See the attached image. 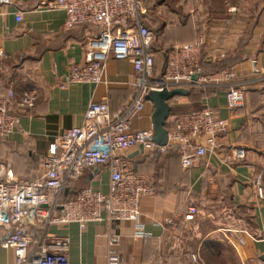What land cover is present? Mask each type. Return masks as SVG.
<instances>
[{
	"label": "crops",
	"instance_id": "obj_1",
	"mask_svg": "<svg viewBox=\"0 0 264 264\" xmlns=\"http://www.w3.org/2000/svg\"><path fill=\"white\" fill-rule=\"evenodd\" d=\"M47 1L13 0L0 16V95L8 88L15 93L35 91L34 107L20 118L12 135L0 139V162L9 163L13 174L24 181H31L41 173L42 159L63 131L82 125L91 101L106 100L109 111L116 112L130 97L129 83L134 79L128 61L110 60L106 75L109 85L77 84L61 88L70 65L82 62V44L94 31L82 26L64 31V13L46 9L43 3ZM262 9L238 13L236 17L221 16L205 26L201 56L204 74L231 68L242 80H249L253 72L264 70ZM17 11L22 13L19 23L14 17ZM195 23L188 18L161 28L155 40V75L164 62L160 47L196 41L199 27ZM254 78L257 77H251ZM259 93L258 88L246 91L241 106L233 111L227 108L223 91L216 88L190 90L187 96L171 99L166 121L170 128L176 116L196 112L203 106L228 121L227 132L217 138L219 151L199 159L188 169L182 168L174 149L165 153L145 149L140 152L139 147L125 151L136 172L152 177L153 193L143 198L139 206L147 236L134 238V225L128 222L90 223L84 230L75 224L51 228V233L69 239L68 263L106 264L107 239L116 235L121 264H260L264 253V201L258 200L252 186L256 175L264 174V135H259L254 124L257 121L254 113L262 104L259 100L264 101ZM152 113L153 107L147 102L140 119L133 121V128L152 129ZM231 147L245 148L243 163L223 162ZM77 185L106 193L107 169L85 173ZM188 206L198 210L192 223L183 220ZM211 210H217L222 221L231 215L234 223L235 218L245 214L246 231L241 245H220L217 241L215 245L207 244L209 237L204 232ZM200 219L204 221L200 223ZM195 225L199 226V232L190 233ZM191 242L194 249L188 246ZM195 254L197 262L190 258ZM0 264H15L13 249L0 246Z\"/></svg>",
	"mask_w": 264,
	"mask_h": 264
},
{
	"label": "built area",
	"instance_id": "obj_2",
	"mask_svg": "<svg viewBox=\"0 0 264 264\" xmlns=\"http://www.w3.org/2000/svg\"><path fill=\"white\" fill-rule=\"evenodd\" d=\"M163 0H49L46 9L64 13L62 28L88 25L94 35L83 42L82 62L70 65L60 85L92 84L107 81L110 60L128 61L134 72L129 83L132 93L116 112L111 113L106 100L91 101L83 114V123L63 131L49 146L41 161V173L32 181L17 178L9 163H0V246L14 251L15 264H69V239L58 237L51 228L75 224L84 230L90 223L128 222L134 225V238H144L140 201L152 192L151 175L137 173L124 152L142 146L147 151L165 153L177 149L182 168L188 169L199 159L219 151L217 138L229 127L226 119L217 117L212 109L176 116L167 130V143L158 147L152 143V129L133 128V121L144 111L145 96L150 91L173 89L223 91L230 111L242 104L243 87L264 84V70L253 72L257 78L242 80L235 71L223 70L204 74L200 66L204 38L175 45L164 51L161 71L155 75V55L152 51L153 32L149 29V7ZM13 0H0V16ZM17 23L22 13H14ZM195 78V79H193ZM35 91L27 89L16 97L9 89L0 96V139L13 134L25 109L34 107ZM246 150L231 147L223 162L243 163ZM107 169L106 193L90 186L78 187L85 173ZM255 194L264 201V174L252 181ZM197 215L194 206L183 214L185 222ZM106 264H121L117 247L119 238L107 239ZM192 261L197 262L194 255ZM260 264H264V253Z\"/></svg>",
	"mask_w": 264,
	"mask_h": 264
},
{
	"label": "rangeland",
	"instance_id": "obj_3",
	"mask_svg": "<svg viewBox=\"0 0 264 264\" xmlns=\"http://www.w3.org/2000/svg\"><path fill=\"white\" fill-rule=\"evenodd\" d=\"M262 8H264V0H165L159 7H151L148 15L151 24L150 29L152 32L154 31L156 36H158V32L164 25L168 26L170 23L180 24L187 21L188 18L192 22H196L195 24L203 29L204 35L207 31L205 26L212 20L215 22L219 17H226V15H235L236 17L238 13L251 12L253 9L258 12ZM230 19L228 17L226 21L229 22ZM262 95L264 96V94L260 96L262 97ZM262 99L259 100L262 103L261 107L254 113L257 115V118H255L257 121L253 122L257 125L256 129L260 133L259 135H264V101ZM211 212L207 229L204 232L208 233L207 244L215 245V241H217L220 245H232L234 244L232 236H235V245L242 244V235L246 231L244 226L237 225L236 222L234 223L231 220V216L225 217V220L222 221L217 210H211ZM200 220V223L204 221ZM193 228L190 233L193 230L199 232L198 225L193 226ZM200 230L202 232V225ZM238 238L240 240L236 242ZM221 240L223 241L221 242ZM188 246L194 249L195 244L191 242ZM194 256L198 255L195 254Z\"/></svg>",
	"mask_w": 264,
	"mask_h": 264
},
{
	"label": "water",
	"instance_id": "obj_4",
	"mask_svg": "<svg viewBox=\"0 0 264 264\" xmlns=\"http://www.w3.org/2000/svg\"><path fill=\"white\" fill-rule=\"evenodd\" d=\"M195 79V78H193ZM188 90L173 89L162 91H150L145 96V101L149 102L153 107L151 116L152 124V143L158 147L165 146L167 143V129L165 128L166 121L171 111L170 100L179 96H187ZM143 147L139 146V151L142 152Z\"/></svg>",
	"mask_w": 264,
	"mask_h": 264
},
{
	"label": "trees",
	"instance_id": "obj_5",
	"mask_svg": "<svg viewBox=\"0 0 264 264\" xmlns=\"http://www.w3.org/2000/svg\"><path fill=\"white\" fill-rule=\"evenodd\" d=\"M165 0H163V1H161V3L160 4H158V5H155V6H150L149 7V9L151 8V7H159L163 2H164ZM149 9H148V12H149ZM149 16V15H148ZM149 21H150V19H149ZM82 27H88V28H91L92 30H93V28L92 27H90V26H88V25H81ZM148 27H149V29L151 28V24L149 23V25H148ZM75 28V27H74ZM163 28V27H162ZM201 28L199 27V35H198V38L199 37H203L202 35V31L200 30ZM151 30V29H150ZM203 30V29H202ZM94 32H95V30H93ZM152 31V30H151ZM159 33V32H158ZM153 35H154V42H153V45H152V51H153V54L155 55V53L157 52V51H155V49H156V47H155V40H156V34H154V31H153ZM158 35V34H157ZM197 38V39H198ZM196 39V40H197ZM173 46H168V47H160V49L159 50H161V52H164V51H168L169 49H171ZM203 48H204V45H203ZM200 66H201V68H202V65H201V63H200ZM224 70H231V68H225ZM202 71H203V69H202ZM221 71H223V70H221ZM259 86V87H258ZM253 88H258V90L260 91V93L259 94H264V84H262V83H256V84H251V85H247V86H245V87H243V91H244V93L247 91H250V89H253ZM260 88V89H259ZM9 89H13V88H8L2 95H0V96H5L6 94H7V92H8V90ZM14 91V90H13ZM22 94V92L21 93H15V95H16V97H19L20 95ZM31 111V109H25L24 111H23V113H22V115H21V117L24 115V114H26V113H29ZM165 128L168 130V129H170V126H168V125H165ZM174 151L176 152V154L178 155V152H177V149H174ZM179 157V156H178ZM1 163V162H0ZM134 169V168H133ZM135 170V169H134ZM136 171V170H135ZM138 173V172H137ZM36 178V177H35ZM34 178V179H35ZM33 179V180H34ZM32 181V180H31ZM153 188H154V186H152V192H153ZM197 209V208H196ZM197 214H198V210H197ZM197 216V215H196ZM195 216V217H196ZM231 215H229V217H230ZM232 217V216H231ZM241 218H235V220L237 221L236 222V224L237 225H240V226H244V224H245V218H246V216H245V214H243V215H241L240 216ZM231 220H232V218H231ZM233 221V220H232ZM244 228H245V226H244ZM245 230H246V228H245ZM1 232V235H2V231H0ZM232 238H233V242H234V244H235V236H232ZM236 242H238V239L236 240ZM237 245H241V244H237Z\"/></svg>",
	"mask_w": 264,
	"mask_h": 264
}]
</instances>
